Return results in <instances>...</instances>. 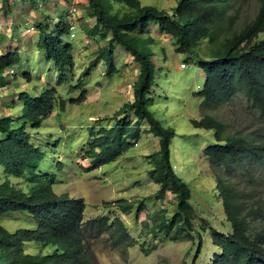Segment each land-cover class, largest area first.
Segmentation results:
<instances>
[{"label": "trees", "instance_id": "trees-1", "mask_svg": "<svg viewBox=\"0 0 264 264\" xmlns=\"http://www.w3.org/2000/svg\"><path fill=\"white\" fill-rule=\"evenodd\" d=\"M10 1L2 0V8L8 13L11 11ZM25 1L37 11H41L40 4H46V0ZM87 1V17L94 24L84 31L100 41L108 40V43L99 49L98 57L72 88L80 89L84 77L100 61H104L108 75L117 74L119 67L114 55L117 46L123 47L139 65L133 83L134 99L126 102L110 118L114 120L113 126L90 127L91 140L86 155L92 159V166L87 169L116 160L134 146L143 132L153 133L159 137L160 147L146 155L151 165L149 175L159 185L158 193L175 195L177 208L171 217L163 210V214L156 216L154 228L150 231L161 232L174 240H192L198 235L199 255L204 232L210 231L212 242L218 249L210 264H264V233L253 225V219L264 208L259 210L258 204L248 206L244 199L248 192L240 190L232 179L227 180L221 171L223 168L229 172L242 170L249 181L254 180L255 162L263 161L264 141L242 133L226 134L227 124L211 114L193 119L195 126L215 130L216 142L202 152L210 158L231 230L203 223L198 225L197 209L191 203L192 190L172 163L171 144L175 131L165 127L150 109L158 68L154 46L160 44L152 35L155 24L162 33L170 36L178 52L196 55L206 75L203 88L198 92L205 102L213 104L242 93L264 117V0H259L256 15L240 29L234 27L239 15L235 11L239 0H180L173 13L154 5H143L141 0ZM232 10L234 14H231ZM46 17V21L39 20L35 25L40 34L38 46L46 52L49 60L55 62L59 70L57 83L61 85L76 67L75 45L66 43L64 38L71 32V23L66 16H61L53 27L50 14ZM227 20L229 28L224 25ZM205 41L216 43L206 52L209 55L200 53V46ZM20 55L18 48L0 54V89L8 85L9 73L12 70L15 73V65L22 60ZM26 75L32 78L31 74ZM57 99L56 86L38 95L20 92L18 100L6 105L12 107L17 102H25L27 107L23 114L18 119L12 115L0 116V164L4 165L6 173L21 178L27 187L24 189L21 183L14 184L9 180L0 183V216L26 211L38 221L37 227L19 228L14 232L0 224V264H98L85 240L87 226L108 233L117 247L128 248L137 241L120 216L113 221L106 215L85 220V199L55 192V175L41 169L46 151L41 142L36 141L29 125L39 128L52 113ZM75 99L84 101L87 91L82 90L73 101ZM61 106L65 107V100ZM19 120L24 123L18 124ZM143 122L149 124L146 130ZM2 133L5 136H1ZM117 201L124 213L132 212L134 202ZM27 242H36L41 248L51 245L55 249L47 254L29 253L25 249Z\"/></svg>", "mask_w": 264, "mask_h": 264}, {"label": "rangeland", "instance_id": "rangeland-1", "mask_svg": "<svg viewBox=\"0 0 264 264\" xmlns=\"http://www.w3.org/2000/svg\"><path fill=\"white\" fill-rule=\"evenodd\" d=\"M179 2L141 0L143 5H154L170 13L174 12ZM236 5L235 11L239 15L234 27L240 29L256 15L259 0H239ZM10 6L11 11L8 13L7 9L2 8L0 0V54L18 48L22 60L15 65V73H9L8 85L0 89V116L12 115L18 119L23 114L27 107L25 102H17L12 107L6 105L18 100L20 92L38 95L56 86L58 99L50 116L43 120L39 128L29 125L36 141H40L46 151L41 169L55 175V192L85 199V220L106 215L113 221L120 216L137 238L133 246L117 247L108 233L87 226L85 240L94 259L98 264H210L211 257L218 252L210 231L204 232L200 255L198 235L192 240H174L161 232L150 231L154 228L156 216L163 214V210L171 217L177 208L175 195L171 192L158 193L159 185L149 175L151 165L146 155L159 149L158 136L145 131L134 146L116 160L87 169L92 166V159L86 155L91 140L90 127H112L114 120L110 118L126 102L134 99L133 83L138 75V63L133 62V57L123 47L117 46L114 54L119 67L117 74L108 75L104 61H100L84 77L81 88L73 89L72 86L79 83L82 73L98 57L99 49L108 43V40L100 41L83 30L94 24L87 17L88 1L46 0L45 5L40 4L41 11L25 0L10 1ZM73 6L79 8L76 20L81 25L75 38L71 32L64 38L66 43L75 45L73 55L76 67L69 73L67 81L60 85L57 83L59 70L55 62L49 60L45 56L46 52L38 46L40 34L35 25L39 20L46 21V16L50 14L55 27L61 16L68 18ZM234 13L232 10L231 14ZM224 23L229 28L228 20ZM152 27V35L160 44L154 46L158 68L150 109L165 127L175 131L171 144L172 163L192 190L191 203L197 209L196 224L213 225L230 231L231 224L217 188L215 172L210 165V158L202 152L216 142L215 130L197 127L193 119L211 114L227 124L226 134L242 133L257 141H264V117L242 93L213 104L205 102L198 92L203 88L206 75L196 55L178 52L169 35L162 33L158 25ZM215 45L203 42L200 53L209 55L206 52ZM27 73L31 74V79ZM82 90L87 91V99L73 101ZM62 100H65L64 108L61 106ZM22 123L24 120H19L18 124ZM143 123L146 130L149 124ZM221 171L227 180L232 179L240 190L248 192L244 194L248 206L258 204L259 210L264 208V156L263 161L255 162L252 174L254 180L249 181L241 173L242 170L233 169L229 172L223 168ZM6 180L14 184L21 183L27 189L21 178L6 173L4 165L0 164V183ZM118 199L134 202L132 212L124 213L118 207ZM0 224L14 232L19 228L37 227L38 221L29 212L13 211L0 216ZM253 225L264 233V211L253 219ZM25 249L29 253L47 254L55 248L51 245L41 248L36 242H27Z\"/></svg>", "mask_w": 264, "mask_h": 264}, {"label": "built area", "instance_id": "built-area-1", "mask_svg": "<svg viewBox=\"0 0 264 264\" xmlns=\"http://www.w3.org/2000/svg\"><path fill=\"white\" fill-rule=\"evenodd\" d=\"M79 8L78 7H76V6H73V8L71 9V15H70V19L72 20L71 22H72V25H71V36L72 37H75L76 36V23H75V19H76V14H77V12L79 11L78 10ZM30 30V29H29ZM183 67H185V66H183ZM12 71H14V70H12Z\"/></svg>", "mask_w": 264, "mask_h": 264}, {"label": "clouds", "instance_id": "clouds-1", "mask_svg": "<svg viewBox=\"0 0 264 264\" xmlns=\"http://www.w3.org/2000/svg\"><path fill=\"white\" fill-rule=\"evenodd\" d=\"M11 1H13V0H11ZM70 15H71V12H70ZM70 15L68 16V20L70 21V23H71V25H72V20L70 19ZM77 19V18H76ZM75 19V23H76V36H77V30L79 29V27H80V25H78V23H80V22H78L77 20ZM30 29V28H29ZM72 32V31H71ZM75 36V37H76ZM75 37H73V38H75ZM4 52V51H3ZM183 65H185V64H183Z\"/></svg>", "mask_w": 264, "mask_h": 264}, {"label": "crops", "instance_id": "crops-1", "mask_svg": "<svg viewBox=\"0 0 264 264\" xmlns=\"http://www.w3.org/2000/svg\"><path fill=\"white\" fill-rule=\"evenodd\" d=\"M89 21H91V20H89ZM87 22H88V21H87ZM89 23H90V22H89ZM89 23H88V24H89ZM90 24H92V22H91ZM78 25H81V23H78ZM88 26H89V25H88ZM83 30H84V29H83ZM2 52H3V51H2Z\"/></svg>", "mask_w": 264, "mask_h": 264}]
</instances>
